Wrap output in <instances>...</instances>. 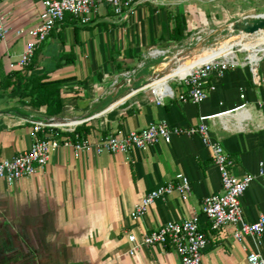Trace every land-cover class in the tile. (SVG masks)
I'll return each instance as SVG.
<instances>
[{
  "label": "crops",
  "instance_id": "obj_1",
  "mask_svg": "<svg viewBox=\"0 0 264 264\" xmlns=\"http://www.w3.org/2000/svg\"><path fill=\"white\" fill-rule=\"evenodd\" d=\"M219 1L136 0L132 11L120 14L101 5L84 24L66 14L40 43L29 68L30 73L61 79L57 115L65 118L47 122L62 127L81 123V132L86 130L92 142L152 121H165L169 128L204 122L232 158L235 176L257 174L260 163L264 168V56L253 69L241 63L222 75L212 74L200 103L179 100L176 84L174 97L157 103L147 83L158 73L146 76L139 87L127 83L130 77L122 78L135 74L133 67L152 49L177 46L192 29L214 25L215 32L240 18H233L236 0L227 6ZM41 8L40 0H0L3 24L11 29L0 42V81L14 71L24 72L17 62L27 39L15 37L13 30L35 25ZM177 19L185 25V37L170 40ZM48 117L45 106H32L28 96L10 95V87L0 93V160L27 149L32 121ZM177 174L190 180L187 200L175 191L155 199L141 218L130 216L145 194ZM219 189V170L198 135L175 134L170 143L159 141L127 153L76 155L61 146L33 175L12 184L0 178V264H179L178 252L167 245L128 254L127 235L140 239L167 221L196 213L208 239L201 264H237L253 251L264 256V232L257 240L246 236L239 242L232 226L211 229L201 202ZM241 206L247 222L264 214L261 177L252 180Z\"/></svg>",
  "mask_w": 264,
  "mask_h": 264
},
{
  "label": "built area",
  "instance_id": "obj_2",
  "mask_svg": "<svg viewBox=\"0 0 264 264\" xmlns=\"http://www.w3.org/2000/svg\"><path fill=\"white\" fill-rule=\"evenodd\" d=\"M40 1L42 8L37 23L29 28H16L13 30L15 37L25 36L27 39L17 62L18 67L27 74H30L29 66L32 63L36 49L49 36L57 24L64 19L66 14H70L84 24L92 19L101 5L108 6L114 14H120L124 10L132 11L136 2V0ZM257 15H243L238 19L227 22L225 24L227 32L236 36L235 39L241 40V42L258 41L260 34L264 33L263 29L249 33L238 27L239 23L245 25L252 16ZM10 31L11 29L3 24V16L0 13V42L5 40ZM235 39L227 38L225 40L233 41ZM154 50L156 49L151 50L150 53ZM239 53H245V55L239 58ZM249 53L250 50L244 48L243 45H234L230 54H218L207 57L205 60L202 59L199 63L194 64L183 75L173 76L170 80L181 87L177 98L183 102L200 103L207 96L208 90L205 84L212 74L222 75L230 67L241 63H247L253 69L257 61L264 56L261 55L257 61H253L248 57ZM155 86L152 85L149 89L155 96L157 103H162L164 97H174V91L170 83L165 86L163 92H157ZM52 117L51 119L43 118L32 121V140L29 147L11 158L0 160L1 179H5L8 184H12L23 177L33 175L38 169L48 163L53 151L61 146L72 148L76 155L82 152H93L96 154L127 153L134 149L146 150L149 146L159 141L170 143L172 135L175 134L198 135L204 146L210 149L212 161L220 173L219 191L204 196L201 202V213L206 217L211 229L220 230L227 226H232V236L239 242L246 236L257 240L264 232V214H260L255 221L247 222L244 220L241 206V197L255 176L262 178L264 187L263 163H260L257 174L244 173L241 176H235L231 171L233 166L232 158L225 151L221 141L211 135L208 126L204 122L190 126L169 128L165 121H152L139 129L123 134L112 133L96 142H92L86 135L78 136L76 133L75 128L81 123L70 127H62L50 124L47 121L63 116ZM70 134H73L75 140L69 136ZM175 191L179 193L182 200H187L190 197L191 183L187 176L177 174L173 179L149 191L134 206L130 216L133 219L141 218L146 214L155 199H164ZM127 239L131 243L127 250L130 255H133L144 246L167 245L178 252L180 257L179 264H201L202 253L208 245V239L201 230L199 214L197 213L182 220L167 221L153 230L146 231L140 239L135 234L128 233ZM237 264H264V256L259 251H253L248 253L245 259Z\"/></svg>",
  "mask_w": 264,
  "mask_h": 264
},
{
  "label": "rangeland",
  "instance_id": "obj_3",
  "mask_svg": "<svg viewBox=\"0 0 264 264\" xmlns=\"http://www.w3.org/2000/svg\"><path fill=\"white\" fill-rule=\"evenodd\" d=\"M220 1L224 2V4L227 6L230 0H220ZM220 4L224 5L223 3H220ZM235 7H236L235 8L236 12L233 13L234 14L233 18L242 17L243 15H249V14H252V15L260 14L261 15L260 17H264V0H236ZM209 26L192 29L191 30L192 34L188 35L187 38H185L177 46H167V47L164 46L160 48L161 50L166 51V53L164 52L163 54L157 55L158 57L157 59H154L153 56H151L150 54L149 55L145 54L146 56H145L144 62L139 64L138 67L137 66L133 67L136 70L135 74H133L132 72H129L125 74L122 78L126 79L130 77L127 83L130 85L133 84L137 86L138 84H140V82L142 83V81H144V78L146 76H148V79H149L151 76L158 73L155 76V79H160L164 73H167L168 70L174 68L177 64L186 63L187 61L194 59L195 57L201 55L204 50L206 49H210V51L217 50L218 46H220L222 42L227 43L229 46L238 45V40L235 39L236 36L229 34V32H227L226 30L225 25H223V27H221L220 29L218 27L217 30H214L215 32H211V28L214 25L210 27ZM227 38L235 39V40L223 41ZM216 45L217 47L214 48V46ZM154 49H157V48H154ZM260 54L264 55L263 53H258L257 59H259V57L261 56ZM244 55L245 53L238 54L239 58H242ZM250 56L251 54L249 53L248 57L250 58ZM128 70H130V67L128 69L125 68V71H128ZM138 71L140 72L138 73ZM139 75L141 76L140 78L138 77ZM147 82L148 80L144 82V84H146ZM169 83L172 87H175L174 81L170 80ZM161 84H162L161 86L160 85L158 86L162 88L158 90L163 91V89L165 88V84L164 82ZM55 116H60V115H55Z\"/></svg>",
  "mask_w": 264,
  "mask_h": 264
},
{
  "label": "trees",
  "instance_id": "obj_4",
  "mask_svg": "<svg viewBox=\"0 0 264 264\" xmlns=\"http://www.w3.org/2000/svg\"><path fill=\"white\" fill-rule=\"evenodd\" d=\"M184 29V23L177 19L175 26L169 32L168 38L170 40L183 39L185 37ZM31 65L32 63L29 68H31ZM60 84L61 79H48L44 74H27L26 72L14 71L4 76L0 81V93L10 87V95L28 96L29 103L32 106H45L47 115L53 116L61 111ZM81 129H83V125L77 126L75 128L76 133L78 136H85L86 130L81 132Z\"/></svg>",
  "mask_w": 264,
  "mask_h": 264
},
{
  "label": "bare ground",
  "instance_id": "obj_5",
  "mask_svg": "<svg viewBox=\"0 0 264 264\" xmlns=\"http://www.w3.org/2000/svg\"><path fill=\"white\" fill-rule=\"evenodd\" d=\"M260 22L263 24V32H264V17H260ZM227 41V40H225ZM241 44L243 45L244 48H247L250 50V59L253 61H257V55L258 53H263L264 54V33L260 34V37L258 39V41H252V42H241V40H238V45ZM232 47L233 46H229L227 43L222 42L220 46H218V49L215 51H210V49H206L203 51V53L197 57H195L194 59H191L190 61H187L186 63H182L179 64L178 66H175L174 68L168 70L167 73H164L160 79H153L150 78L149 79V83L147 87H150L152 85H156L155 89L157 92H163L161 90L162 87H160L164 82L165 86L169 83L170 79L175 76V75H183L184 73H186L194 64L199 63L202 59H206L207 57L210 56H214V55H218V54H230L232 52ZM163 51L160 50H154L153 52H151V55H160L163 54ZM261 55V54H260ZM259 55V56H260ZM258 56V57H259ZM258 62V61H257ZM163 72V71H162ZM160 72V73H162ZM155 77V76H154ZM153 77V78H154ZM159 77V76H158ZM160 85V86H158Z\"/></svg>",
  "mask_w": 264,
  "mask_h": 264
},
{
  "label": "water",
  "instance_id": "obj_6",
  "mask_svg": "<svg viewBox=\"0 0 264 264\" xmlns=\"http://www.w3.org/2000/svg\"><path fill=\"white\" fill-rule=\"evenodd\" d=\"M260 16L261 15H257V16H252L249 20L248 23L245 25H242L239 23L238 27L242 30H244L245 32H249V33H253L259 29H263V24L260 22ZM53 117H48V119H51ZM63 119V117H61Z\"/></svg>",
  "mask_w": 264,
  "mask_h": 264
}]
</instances>
